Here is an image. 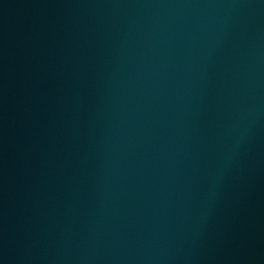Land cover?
Segmentation results:
<instances>
[{
    "label": "water",
    "instance_id": "1",
    "mask_svg": "<svg viewBox=\"0 0 264 264\" xmlns=\"http://www.w3.org/2000/svg\"><path fill=\"white\" fill-rule=\"evenodd\" d=\"M0 264H264V0H0Z\"/></svg>",
    "mask_w": 264,
    "mask_h": 264
}]
</instances>
